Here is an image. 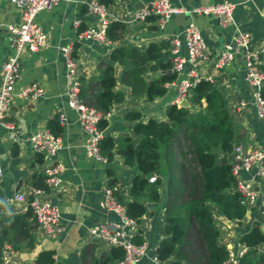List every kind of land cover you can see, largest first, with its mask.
I'll return each mask as SVG.
<instances>
[{"label":"crops","instance_id":"0c3cea01","mask_svg":"<svg viewBox=\"0 0 264 264\" xmlns=\"http://www.w3.org/2000/svg\"><path fill=\"white\" fill-rule=\"evenodd\" d=\"M89 1L61 0L52 9L38 12L37 19L48 34L49 44L38 51L22 55L21 76L6 116L13 126L0 124V162L4 170L0 176V206L4 212H24L19 210L22 203L15 200L17 188L30 197L34 187L30 178L38 168L42 169L43 164L35 162L37 154L32 149L30 137L38 129L48 127V120L54 115L59 112L65 114L60 133L63 144L58 154L64 165L62 183L50 194V199L61 208L64 227L58 235L51 236L38 225L35 243L31 248L18 249L7 243L15 250L13 260L16 262L35 261L41 250L52 248L55 249L53 264H91L89 259L82 256L86 245H92L97 254L110 247L94 237L91 227L101 221L119 219L103 201L106 186L109 185V168L113 169L118 178L116 187L123 198L131 199L130 188L137 168L127 164L119 152L115 153L111 162L97 160L86 154V133L77 111L68 104L63 47L70 42L77 49L80 79L84 76L89 80L99 73L103 61L111 60V51L117 44L144 49L153 40L171 39L176 35L183 38L184 27L189 22H194L201 29L209 50V58L199 63L197 72L204 76L213 75V80L223 91L237 131V144H243L248 149L264 147V118L259 115L255 105L256 89L246 81L243 58L237 56L220 68L214 65L220 49L239 31L249 32L254 46L264 44V0H229L234 3V23L229 25H224L214 14L194 11L198 6L224 0H171L184 10L172 15L164 28H160L153 18L131 20L138 9L152 0H115L108 9L126 23V30L121 40L113 42L109 39L108 43L79 36L81 31L97 20L95 14L88 9ZM20 21L19 7L12 0H0V83L3 64L13 52L10 25ZM179 54L187 57L185 45L181 47ZM120 68L119 64L118 73ZM190 70L191 64L186 61L176 79L168 83L166 94L153 100H148L145 96L135 98L129 87L123 86L126 100L116 103L106 116L108 123L103 128L104 134H111L116 141L128 135L133 137V141L140 140L141 134L134 131L136 120L126 118V112L140 110L143 120L152 117L165 119L167 106L177 96L179 81L190 77ZM156 74V71L148 72V76ZM32 81H39L43 85L44 95L38 99L19 96L18 90ZM190 105L189 102L188 106ZM14 149L18 152L14 153ZM239 177L253 180L258 191L256 203L241 221L216 215L217 225L222 230L220 241L227 244L234 253L246 246L240 242V236L253 224L261 223L262 215L259 213L264 208V178L256 175L255 169L241 170ZM167 181L164 175L159 200L145 199L146 212L136 225V233L143 237L148 247L147 255L139 264H155L152 257L157 253L160 240L166 236ZM261 248H264V243Z\"/></svg>","mask_w":264,"mask_h":264},{"label":"trees","instance_id":"16d2710c","mask_svg":"<svg viewBox=\"0 0 264 264\" xmlns=\"http://www.w3.org/2000/svg\"><path fill=\"white\" fill-rule=\"evenodd\" d=\"M107 7L115 0H100ZM148 18L157 19L156 15ZM126 23L113 19L107 35L113 42L121 40ZM77 48V47H76ZM172 43L170 38L153 40L144 49L117 44L111 51L109 61H103L96 76L87 80L81 78V98L99 109L103 116L100 127L107 123L106 113L118 102L126 100L128 86L135 98L145 96L153 100L166 94L168 83L176 79L178 72H163L173 66ZM77 55V49L75 50ZM264 58V56H263ZM121 68L116 73V64ZM264 70V62L262 64ZM149 71H156L148 76ZM264 97V85L261 87ZM190 106L170 103L165 119H141L140 110H129L126 118L135 119L134 131L141 139L133 141L131 135L117 141L111 134H105L100 150L107 162L119 152L124 161L137 168L133 176L130 194L125 200L116 187L118 178L112 168L108 169V184L115 195L126 206L128 215L141 222L146 212L145 199L157 201L161 197L160 185L167 177V199L165 203V232L160 240L157 256L165 264H225L231 251L220 241L221 228L216 215L240 221L249 210L244 194L238 188V178L233 171L231 155L238 145L237 131L227 108L223 91L214 80L202 77L188 95ZM48 127L55 134L62 132L59 113L48 120ZM18 150L14 149V153ZM227 156V162L220 157ZM43 154H37L41 164ZM156 174L155 181H150ZM34 187H47L46 175L38 168L31 176ZM262 215V213H259ZM36 216L29 208L24 212H4L0 206V264L2 252L7 243L15 248H31L35 243ZM134 241L144 242L139 233ZM240 242L247 246L239 257L238 264H264V229L259 223L253 224L240 236ZM121 245H110L100 253H94L92 245H86L82 256L91 264H117L124 256ZM55 249L39 252L36 264H53Z\"/></svg>","mask_w":264,"mask_h":264},{"label":"built area","instance_id":"2783aa9c","mask_svg":"<svg viewBox=\"0 0 264 264\" xmlns=\"http://www.w3.org/2000/svg\"><path fill=\"white\" fill-rule=\"evenodd\" d=\"M20 9L21 21L10 25L12 35L13 52L8 56L2 67V80L0 83V124L13 126V123L6 119L8 109L16 93V84L21 76V57L26 52L38 51L49 44L48 34L37 19V14L43 9H52L61 0H12ZM88 9L95 14L96 22L81 31V38H91L99 42L108 43L107 29L113 19L119 16L110 12L108 7L100 0H90ZM234 3L229 0L213 2L208 5L198 6L196 12L214 14L219 17L224 25L234 23ZM183 7L177 6L171 0H152L144 7L138 9L131 17V20H145L149 15H156V22L160 28H164L170 17L181 12ZM173 66L172 71H181L188 61L191 64L190 77L184 78L178 83L177 96L173 103H178L187 97L190 89L202 78L213 80V75H200L197 72L199 63L209 58V50L201 29L194 23L189 22L183 30V38L175 36L171 38ZM185 45L187 57L179 54L181 47ZM66 59V80L68 104L74 108L79 116L82 127L86 133L85 150L89 157L106 162L100 150V143L104 137V129L99 123L103 113L95 106L87 104L80 96L81 79L78 72V60L74 49V43L70 42L63 47ZM241 56L244 60V71L246 81L255 90V105L258 113L264 118V97L261 93L264 82V44L254 46L247 31H239L234 38L226 42L220 49L214 65L223 67L228 62ZM24 99H38L45 93L43 85L39 81H32L22 86L18 92ZM110 112L105 115L108 116ZM61 123L65 120V114L59 112ZM32 149L36 154H43L44 160L42 170L46 175L47 187H33L30 197L23 191L15 194V200L22 203L20 211H27L32 208L38 225L48 235H58L64 227L63 215L60 206L50 199V194L57 190L62 183L61 173L64 169L58 154L62 148L60 134H55L49 127L45 126L34 132L31 137ZM233 171L238 178V188L244 194V201L250 208L258 199V191L253 180H246L239 177L241 170L255 169V174L264 178V147L246 148L238 144L231 155ZM4 173L0 162V176ZM150 181H155L156 174H151ZM105 206L115 212L119 219L113 221H101L91 227L94 237L107 245H121L125 249L124 256L117 261V264H139L140 260L147 255L148 247L145 242L134 241L137 221L128 215L126 206L114 193V188L106 186L104 193ZM264 229V208L262 210L261 223ZM246 251V246L238 253L231 252L225 264H238L239 257ZM14 248L7 244L2 252V264H36L31 262H16L13 260ZM155 264H165L157 254L154 255Z\"/></svg>","mask_w":264,"mask_h":264},{"label":"water","instance_id":"95a60500","mask_svg":"<svg viewBox=\"0 0 264 264\" xmlns=\"http://www.w3.org/2000/svg\"><path fill=\"white\" fill-rule=\"evenodd\" d=\"M118 68H119V64L117 63L116 64V73H118ZM163 72H172V69H167ZM264 85V82L262 83V86ZM180 105H186L188 106L189 105V100L187 97H185L181 102H180ZM220 161L221 162H227L228 161V157L227 156H221L220 157ZM18 191H20L19 187L17 188Z\"/></svg>","mask_w":264,"mask_h":264}]
</instances>
